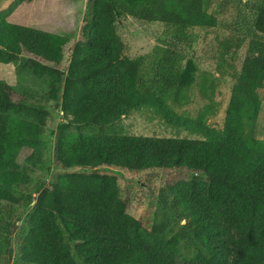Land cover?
<instances>
[{
	"label": "trees",
	"instance_id": "1",
	"mask_svg": "<svg viewBox=\"0 0 264 264\" xmlns=\"http://www.w3.org/2000/svg\"><path fill=\"white\" fill-rule=\"evenodd\" d=\"M204 7V0H88L83 39L71 50L66 72L68 35L13 24L8 11L0 12V63L14 66L23 88L14 99V89L0 82V209L28 211L16 241L21 263L264 264V141L252 136L264 102V11L256 10L243 39H222L217 61L206 64L230 86L223 126L215 130L200 117L179 118L170 107L188 105L193 86L206 97L207 81L197 79L199 63L208 61L184 50L190 32L217 27ZM122 17L140 21L144 30L159 26L167 39L157 40L149 55L131 56ZM155 60L150 74L144 66ZM29 81L35 89L45 86L51 107L30 99ZM58 107L66 126L56 134L53 161L73 171L29 189L22 161L34 158L48 110ZM141 110L163 114L172 128L188 124L191 130H184L200 136L116 131L122 118ZM151 170L170 174V195L161 201L207 256L183 255V234L168 238L163 225L148 229L127 212L113 172Z\"/></svg>",
	"mask_w": 264,
	"mask_h": 264
},
{
	"label": "rangeland",
	"instance_id": "2",
	"mask_svg": "<svg viewBox=\"0 0 264 264\" xmlns=\"http://www.w3.org/2000/svg\"><path fill=\"white\" fill-rule=\"evenodd\" d=\"M204 1V10L216 18L217 27L203 32L195 29L193 34L190 32L192 35L190 47L184 50L190 56L194 53L200 61H208L204 64L198 62L201 73L197 79L199 83L202 78L207 81V87L204 88L206 97L200 94L198 86H193V89L187 93L188 105L181 108L170 107L181 119L193 121L196 117H200L203 125L220 130L230 100V86L220 75L215 74L214 66L211 69L206 64L217 61L216 47L222 39L228 37L235 40L237 36L243 39L241 35L249 32L256 10L259 8L264 11V0ZM1 11H8L7 21L13 24L50 31L58 35H68L70 41L66 45L62 62V71L66 72L71 50L83 39L88 0H0ZM121 23L124 24L133 41L128 52L131 56H135L140 51L146 55L151 54L158 43L157 40L166 38L161 36L164 32V35L167 33L166 30L159 26L152 25L149 30H144L141 22L131 17H122ZM235 44L236 42H232V45ZM235 57H238V54ZM156 61L151 62V65L149 61L144 66L145 71H149L150 74L154 73L157 70ZM144 72L143 75H145ZM0 82L14 89V99L23 92L13 65L0 63ZM25 84L24 89H28L27 87L35 89L32 81ZM29 94H32L30 98L32 101L47 107L53 105L45 97L46 88L43 84L38 85L35 92H29ZM48 112L51 119L43 128V140L35 149L34 158L22 161L29 173V185L27 186L29 189H32L38 182L43 186L54 183L59 176L73 171H63L54 165L53 151L56 134L59 128L65 127L66 124L62 119L61 108H51ZM163 117V114L159 116L141 110L122 118L115 128L118 133L131 136L194 139L200 136H198L199 133L193 134L191 131H186L191 130L188 124L184 126L186 130L166 125ZM252 136L254 139L264 141V102L259 106ZM113 174L117 176L120 195L125 200L127 212L131 216L148 229L153 223L163 225L168 238L178 232L183 234L184 239L178 247L183 255L190 258L198 253L208 255L207 251L194 241L187 230L181 231L185 222H179L173 211L161 201V196L169 197L170 195L165 188L170 174L157 170L141 173L114 171ZM33 197L35 199L36 194ZM27 213L28 211L25 212L17 206L6 205L5 210L0 209V264H25L18 260L16 241L25 233Z\"/></svg>",
	"mask_w": 264,
	"mask_h": 264
}]
</instances>
